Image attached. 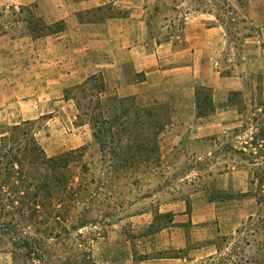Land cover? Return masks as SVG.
<instances>
[{
	"label": "rangeland",
	"instance_id": "1",
	"mask_svg": "<svg viewBox=\"0 0 264 264\" xmlns=\"http://www.w3.org/2000/svg\"><path fill=\"white\" fill-rule=\"evenodd\" d=\"M90 2L94 6L81 12L87 22L103 23L107 18L126 13L124 0ZM247 4L248 0L242 3L140 0L137 3L155 40L179 31L188 14L196 12L194 9L215 8L217 11L213 10L212 14L221 13L231 47L236 49L246 36L255 33L246 20ZM65 9L71 10L72 6ZM44 12V0L0 8L5 23L21 33L28 32L38 46L44 44L46 36L56 33L53 36L58 37V32L65 27L61 21L47 23ZM107 29L86 28L81 36H69V40L74 47L87 45L93 34L103 37ZM232 48L233 59L226 61L227 64L236 58V49ZM80 83L65 87L63 95L54 101L43 102L41 114L11 126L19 127L18 134L26 132L34 136L47 157L80 151V156L76 152L72 154L64 177L68 187L76 188L82 182L84 189L69 216L65 206H60L54 197L52 205L58 211L44 214L41 209L32 224L12 226L7 216H0V264H83L84 258L94 264H264V162L249 166L253 179L246 192L229 193L216 183L212 185L208 200L216 203V211L213 209L214 218L208 222H199L204 218V210L196 195H192L187 200L196 204L194 217L198 222L190 226L187 222L178 228V223L172 222L173 214L163 203L174 193L171 187L180 189L183 181L179 178L184 175L187 164L182 160L183 165L168 168L160 162L156 127L166 119L151 115L158 109L164 110V105L150 106L141 99L119 97L106 82L105 91L97 97H90L88 84L83 97L80 88H75ZM203 91L209 97V91ZM261 120H264L262 116L246 119L244 126L247 128L248 124L249 129L238 137L241 143L247 141L245 145L249 149L244 156L248 159L258 152L264 154ZM255 122H259L256 123L259 129L254 131ZM8 130L0 137V158L8 145H13L10 139L15 133ZM256 139L261 144L259 151L252 150L254 143L258 145ZM236 140L232 141L234 148L230 155L233 157L240 155L237 149L240 142ZM220 154L218 150L217 155ZM216 169L221 170L222 165H216L215 172ZM191 177L190 184L187 183L189 191L184 193H193L194 187L204 186L203 179ZM55 184L60 188L58 197H62L65 192L61 182ZM1 189L5 201L8 187L4 185ZM56 215L59 216L55 218ZM23 241L33 245L39 260L27 257V249L21 246ZM11 251H15V257Z\"/></svg>",
	"mask_w": 264,
	"mask_h": 264
},
{
	"label": "crops",
	"instance_id": "2",
	"mask_svg": "<svg viewBox=\"0 0 264 264\" xmlns=\"http://www.w3.org/2000/svg\"><path fill=\"white\" fill-rule=\"evenodd\" d=\"M34 1L0 0V8ZM124 1L126 13L98 23L82 17L81 12L94 6L90 0H44V20L61 21L65 27L58 32L61 39L53 36L56 33L46 36L41 46L28 32L5 23V15L0 14V137L12 124L41 114L42 103L62 96L68 85L101 73L117 96L164 105V110L151 115L166 119L156 127L160 162L172 168L184 160L187 168L179 178L180 189L171 187L174 193L163 205L173 214L176 227L187 222L190 226L198 221L196 204L187 199L196 195L204 210L199 222H208L216 211V203L208 200L212 185L229 193L246 192L253 179L249 166L264 162L259 152L251 159L245 157L247 141L238 138L249 129L244 126L246 119L264 118V0H248L246 20L255 33L246 36L240 48L232 46L236 58L229 64L231 44L211 12L190 13L179 31L155 40L137 5L140 0ZM70 6L71 10L65 9ZM98 26L108 27L107 35L93 34L87 45H72L69 36H81L84 29ZM203 90L209 91L210 109H204ZM262 122L253 123L254 131ZM235 138L240 142L238 157L230 155ZM255 142L252 150L259 151L261 144ZM218 164L222 169L215 172ZM190 176L203 179L204 186L188 194L184 192L189 191Z\"/></svg>",
	"mask_w": 264,
	"mask_h": 264
},
{
	"label": "trees",
	"instance_id": "3",
	"mask_svg": "<svg viewBox=\"0 0 264 264\" xmlns=\"http://www.w3.org/2000/svg\"><path fill=\"white\" fill-rule=\"evenodd\" d=\"M236 1L242 3L246 0ZM226 5L228 8L231 7L227 2ZM213 10L215 11L216 9L212 7L194 9L196 12L207 11L211 13ZM215 17L221 24L224 23L221 13L215 12ZM88 84L91 87L88 92L90 97H97L105 91V81L100 73L92 74L76 85L75 88H80L83 97L88 91ZM204 92L200 93V96L203 94L204 109H210V98ZM18 128L17 125L9 128L8 131L15 133L10 139L13 145H8L7 150L0 158V216H7L10 220L9 224L12 226L20 223L32 224L41 209L44 210L41 211L44 214L53 210L58 211L57 207L56 209L53 208V197L58 200L57 202L60 206L61 204L65 206L66 216H69L71 207L75 206L76 200L80 197V192L84 189V186L80 182L76 188L68 187V181L64 177V170L67 169L71 157L73 158L72 154L76 152L77 156H80L81 152L68 151L56 157H47L34 136H29L26 132L18 134L16 133ZM18 135L22 137L19 139ZM54 180L55 183L61 182L65 192L62 197H58L60 188L53 183ZM4 185L8 187L9 194H11L6 195L5 201L1 189ZM56 193L57 196L55 197ZM58 216L56 215L55 218ZM66 216L63 218H67ZM21 246L27 249V257L40 259L37 257L33 245L28 243V241H23ZM11 255L15 257V251H11ZM83 264L94 263L90 259L84 258Z\"/></svg>",
	"mask_w": 264,
	"mask_h": 264
}]
</instances>
